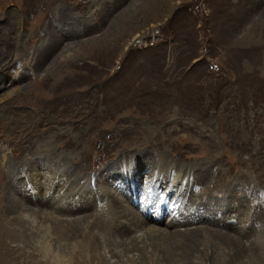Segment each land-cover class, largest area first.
I'll list each match as a JSON object with an SVG mask.
<instances>
[{
	"label": "rangeland",
	"instance_id": "1",
	"mask_svg": "<svg viewBox=\"0 0 264 264\" xmlns=\"http://www.w3.org/2000/svg\"><path fill=\"white\" fill-rule=\"evenodd\" d=\"M0 39V264H264V0H0Z\"/></svg>",
	"mask_w": 264,
	"mask_h": 264
},
{
	"label": "bare ground",
	"instance_id": "2",
	"mask_svg": "<svg viewBox=\"0 0 264 264\" xmlns=\"http://www.w3.org/2000/svg\"><path fill=\"white\" fill-rule=\"evenodd\" d=\"M11 20V19H10ZM17 24H20V22H18L16 19H12V28H11V31H12V33H15V34H20L21 36H24L23 35V33H22V30H24V29H22V30H20V28H18L17 27ZM16 28V29H15ZM27 31V30H26ZM28 32V31H27ZM36 32L35 31H33L32 33H30L29 35L27 34V37H26V39H25V46L27 47V45L28 46H30V47H32V50L30 51L31 52V55L32 56H34L35 55V53H36V50H35V43H36V34H35ZM31 36V37H30ZM27 39H30V41L29 40H27ZM1 40V39H0ZM34 48V49H33ZM29 49V48H28ZM34 50H35V52H34ZM6 54H7V52L6 51H0V71H1V69H2V67H3V61H2V59L6 56ZM18 73V72H17ZM16 73V74H17ZM43 118V116H41V118L39 119V120H37L38 121V123H40V121H41V119ZM45 124V123H44ZM101 132H104V130L103 129H99ZM2 165H3V163H0V177H3V167H2ZM17 168V167H16ZM15 168V169H16ZM17 171V170H16ZM123 180H125V183L127 184V188H128V186H129V184H128V181H130L129 179H126L125 177L123 178ZM133 183V182H132ZM134 185H135V187L136 188H138L137 187V185L135 184V183H133ZM131 186V185H130ZM121 187V186H120ZM3 188H4V183L0 180V193L2 194V191H3ZM125 195V194H124ZM2 196V195H1ZM1 196H0V198H1ZM127 197V196H126ZM128 198V197H127ZM129 199V198H128ZM144 202V201H143ZM148 207V206H147ZM152 207H154V206H152ZM156 209H157V207H155ZM145 210V209H144ZM122 212H124V217H128L129 216V213L128 212H126L125 210H121ZM146 215H149V217H148V219H153V220H156V218L154 217V215L153 214H146ZM117 217H119V216H117ZM161 219H162V217H160ZM148 219H142V220H140L142 223H145V224H147V225H144V224H140V225H142L143 227H142V229L144 228V229H146V232L147 231H150V232H155V231H159V232H161V228L160 227H158V226H156L155 224H149V221H148ZM188 219H191V217L190 218H188ZM199 220H201V219H199ZM151 222V221H150ZM156 222L157 223H159L160 224V222H161V220L159 219V218H157V220H156ZM165 222V221H164ZM124 224H126L127 225V223L124 221L123 222ZM138 223V222H137ZM122 224V223H121ZM120 223H119V225H121ZM136 224V223H135ZM118 225V224H117ZM175 225V221L173 220L172 222H169V225H167V226H174ZM147 226V227H146ZM113 227H115V226H113ZM139 227V226H138ZM140 228V227H139ZM171 228V227H170ZM115 229V228H114ZM118 229V228H117ZM119 229H120V227H119ZM167 229H165L164 231H166ZM162 231H163V229H162ZM168 232V231H167ZM96 240H97V243H98V238L96 237L95 238Z\"/></svg>",
	"mask_w": 264,
	"mask_h": 264
}]
</instances>
